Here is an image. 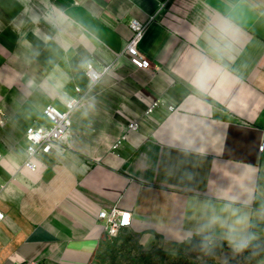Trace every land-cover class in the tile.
Returning <instances> with one entry per match:
<instances>
[{
    "label": "crops",
    "instance_id": "obj_1",
    "mask_svg": "<svg viewBox=\"0 0 264 264\" xmlns=\"http://www.w3.org/2000/svg\"><path fill=\"white\" fill-rule=\"evenodd\" d=\"M47 2L31 0L33 14ZM50 2L91 26L99 39L55 54L45 43V23L18 27L12 20L21 13L16 0H9L10 10L0 9V264H89L106 239L97 212L112 206L131 212L122 232L142 248L175 246L198 220L194 202L217 193L244 199L264 190L261 0H253L257 12L240 17L233 63L205 96L190 86L191 34L217 0ZM151 15L139 43L151 66L135 69L121 55L132 34L129 23ZM88 61L96 68L110 65L89 89ZM54 75L62 77L56 90L46 86ZM75 86L86 94L71 114L68 140L40 154L36 171L21 168L25 129L45 123V105L63 108ZM154 100L175 111L159 105L145 116ZM131 120H138V129L113 149Z\"/></svg>",
    "mask_w": 264,
    "mask_h": 264
},
{
    "label": "clouds",
    "instance_id": "obj_2",
    "mask_svg": "<svg viewBox=\"0 0 264 264\" xmlns=\"http://www.w3.org/2000/svg\"><path fill=\"white\" fill-rule=\"evenodd\" d=\"M16 2L21 5V13L12 20L18 22V27L26 23H45L49 28L45 43L55 54L70 53L78 45L83 47L99 39L91 26L50 0L42 12L35 14L31 0ZM261 4L264 5V0ZM11 6L14 7V4ZM259 7L253 0H217L215 11L207 15L203 23L194 25L191 35L196 53L192 57L190 86L195 93L208 95L212 82L233 63L243 33L239 19L257 12ZM0 9L10 10L9 0H0ZM259 14L264 15V12ZM61 80L62 77L54 75L52 82L46 86L56 90ZM256 201H259V206L253 208ZM193 207L198 213V220L179 236L177 243L188 244L193 251L212 258L224 244L234 257L245 252L255 257L264 252V241L260 238L261 231H264L260 229V225L264 224V190L249 191L244 199H241V194L217 193L214 198L194 202ZM224 264H227V257Z\"/></svg>",
    "mask_w": 264,
    "mask_h": 264
},
{
    "label": "built area",
    "instance_id": "obj_3",
    "mask_svg": "<svg viewBox=\"0 0 264 264\" xmlns=\"http://www.w3.org/2000/svg\"><path fill=\"white\" fill-rule=\"evenodd\" d=\"M154 18L155 15H151L146 22L132 19L129 23L132 34L121 55L126 57L128 62L135 69L147 70L151 66L147 56L139 49V43L149 22ZM85 65L86 66H84L83 70L89 82L88 89L94 87L110 67V65L107 64L96 68L90 61L86 62ZM74 91L75 95H70L65 100L63 108H59L54 104H47L42 108L41 114L45 119V123L27 126L24 131V139L26 143L24 150L25 158L22 161L21 168L28 169L31 172L36 171L39 167L38 156L40 154L49 153L55 144L65 143L68 140L71 114L80 105L86 94V91L83 92L79 86H75ZM159 105L165 106L168 112L175 111L173 105L164 104L159 100H154L146 108L144 115H150ZM138 127V120H131L128 122L123 133L113 143L112 148H117V146L125 139L126 133L129 131H135ZM263 147L264 144L261 143L259 150L262 151ZM3 217L4 214L0 211V220L3 219ZM125 217H127L126 222ZM96 219L103 237L111 238L130 225L131 212L118 206H112L100 209L97 212Z\"/></svg>",
    "mask_w": 264,
    "mask_h": 264
},
{
    "label": "rangeland",
    "instance_id": "obj_4",
    "mask_svg": "<svg viewBox=\"0 0 264 264\" xmlns=\"http://www.w3.org/2000/svg\"><path fill=\"white\" fill-rule=\"evenodd\" d=\"M225 257L227 264H264V252L255 257L248 252L234 257L227 246L217 249L215 258L193 251L188 244L142 248L133 234L122 231L106 238L89 264H224Z\"/></svg>",
    "mask_w": 264,
    "mask_h": 264
},
{
    "label": "snow or ice",
    "instance_id": "obj_5",
    "mask_svg": "<svg viewBox=\"0 0 264 264\" xmlns=\"http://www.w3.org/2000/svg\"><path fill=\"white\" fill-rule=\"evenodd\" d=\"M127 221V217H125V222Z\"/></svg>",
    "mask_w": 264,
    "mask_h": 264
}]
</instances>
